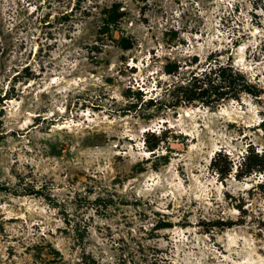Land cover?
Wrapping results in <instances>:
<instances>
[{
    "label": "rangeland",
    "instance_id": "374dc122",
    "mask_svg": "<svg viewBox=\"0 0 264 264\" xmlns=\"http://www.w3.org/2000/svg\"><path fill=\"white\" fill-rule=\"evenodd\" d=\"M0 264H264V0H0Z\"/></svg>",
    "mask_w": 264,
    "mask_h": 264
},
{
    "label": "trees",
    "instance_id": "16d2710c",
    "mask_svg": "<svg viewBox=\"0 0 264 264\" xmlns=\"http://www.w3.org/2000/svg\"><path fill=\"white\" fill-rule=\"evenodd\" d=\"M210 74H213L212 78ZM184 81L182 84L173 85L170 90V93L174 95L180 92V97L184 98L182 101L203 96H211L212 101H217L226 95L234 96L240 91L247 93L254 91L242 72L232 67L228 62L219 63L215 68H209L208 71L202 69L199 73L190 75ZM202 84H207L208 87H202Z\"/></svg>",
    "mask_w": 264,
    "mask_h": 264
}]
</instances>
